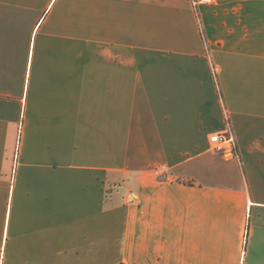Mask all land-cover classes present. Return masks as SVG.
<instances>
[{"label":"crops","instance_id":"crops-1","mask_svg":"<svg viewBox=\"0 0 264 264\" xmlns=\"http://www.w3.org/2000/svg\"><path fill=\"white\" fill-rule=\"evenodd\" d=\"M122 263L264 264V0H0V264Z\"/></svg>","mask_w":264,"mask_h":264},{"label":"built area","instance_id":"built-area-1","mask_svg":"<svg viewBox=\"0 0 264 264\" xmlns=\"http://www.w3.org/2000/svg\"><path fill=\"white\" fill-rule=\"evenodd\" d=\"M216 0H192L195 7L200 3H212ZM213 147L216 151L225 153L227 151L234 152V139L230 133H215L211 136Z\"/></svg>","mask_w":264,"mask_h":264},{"label":"trees","instance_id":"trees-1","mask_svg":"<svg viewBox=\"0 0 264 264\" xmlns=\"http://www.w3.org/2000/svg\"><path fill=\"white\" fill-rule=\"evenodd\" d=\"M122 264H125V263H122Z\"/></svg>","mask_w":264,"mask_h":264}]
</instances>
